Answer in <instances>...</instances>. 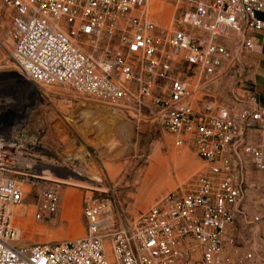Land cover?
<instances>
[{"label":"built area","instance_id":"1","mask_svg":"<svg viewBox=\"0 0 264 264\" xmlns=\"http://www.w3.org/2000/svg\"><path fill=\"white\" fill-rule=\"evenodd\" d=\"M175 7L167 26L148 0H0V47L16 81L144 117L205 164L185 192L159 198L128 226L109 228V203L89 199L84 236L19 245L24 183L44 182L37 221L57 215L59 183L39 179V142L16 108L28 92L0 94V264H264V242L241 237L264 225V106L243 88L264 0ZM8 89L0 91H21Z\"/></svg>","mask_w":264,"mask_h":264},{"label":"rangeland","instance_id":"2","mask_svg":"<svg viewBox=\"0 0 264 264\" xmlns=\"http://www.w3.org/2000/svg\"><path fill=\"white\" fill-rule=\"evenodd\" d=\"M156 1L160 2L162 9L153 13L156 16L148 13L169 26L177 16V0H148L149 7ZM5 29L6 25L0 29L1 42L6 40ZM9 72H14L12 61L0 47V74ZM21 92L0 91V94L11 97L14 93L21 96ZM28 94H34V97L24 99L25 103H18L16 108L21 114L26 111L25 129L39 142L34 151L43 167L71 170L75 164L93 172L100 182L84 184L80 178L69 176L73 184L59 183L60 207L50 221L33 218L37 192L44 182L34 185L31 184L33 179L25 182L23 189L28 196L21 209L14 213V219L20 220L27 228V232L19 231V245H50L84 236L86 221L83 208L89 199H103L109 203L105 214L109 228L128 226L159 198L185 192L205 167L191 149L175 147L168 134L144 117L120 114L98 106L102 109V116L96 122L92 117L88 119L90 123L84 125L85 118L79 111L93 103L70 90L60 86L31 85ZM91 121L101 125L102 132ZM73 155L80 159L74 160ZM106 166H109V171ZM150 166L159 171L160 185L152 186L148 193H140L141 181ZM52 178L59 179L54 175ZM253 231V236L242 234L241 237L245 242L255 240L263 245L264 225L260 224L257 232L255 228Z\"/></svg>","mask_w":264,"mask_h":264},{"label":"bare ground","instance_id":"3","mask_svg":"<svg viewBox=\"0 0 264 264\" xmlns=\"http://www.w3.org/2000/svg\"><path fill=\"white\" fill-rule=\"evenodd\" d=\"M161 9H162V6H161L160 2H158V1L154 2L152 5H150V7L148 5V12L151 15H155L153 13L154 12L158 13V11H160ZM11 87H13V88L17 87V88H19L22 91L27 93L28 89H30L31 85L27 82L16 81L15 75L12 72L0 74V88L2 90H5V89L9 90L8 88L11 89ZM29 97L33 98L34 94L29 95ZM22 103H24V102H22ZM23 106H25V105H23ZM83 107L84 108L82 110H80L79 112H80V115L82 116V118H85L84 123H83L84 125H87L90 123L88 121V119L93 117L95 119V122H96L102 116V109L100 107H98L97 105L89 104L88 106H83ZM22 118L24 120H26V111L22 115ZM92 121H94V120H92ZM93 123L94 122H92V125L97 126L98 127L97 130H100L102 132V130H103L102 126L99 125L98 123H95V124H93ZM73 158H74V160L80 159V157L78 155H73ZM72 168L73 169L69 170L67 168L45 166V167L41 168L42 172L39 173V176H40L39 179L54 181V182L63 183V184H65V183L66 184H73L72 182H74V181L71 182L69 177L67 178L66 181H64L62 179L59 180V179L52 178L53 175L51 176L50 171H48L50 169L52 171H56V172L61 173V174H68L69 176L74 175L75 178H77V179L80 178V180H82V182H84V184H96V183L100 182L99 177L97 175H95L93 172H89L87 170L85 171L84 169L77 167V165H75V164L72 166ZM106 169H107V171H109V169H110L109 166H106ZM112 178H114V177H112ZM141 185L142 186H141L140 193H145V192L148 193L149 192L148 189H150L152 186L160 185L159 171L156 168L150 166L145 171V174H144L143 179L141 181ZM17 208L21 209V207H17ZM17 208L14 209V213L16 212ZM13 222L18 227L19 231L22 230V231L27 232L26 226L20 220L14 219Z\"/></svg>","mask_w":264,"mask_h":264},{"label":"crops","instance_id":"4","mask_svg":"<svg viewBox=\"0 0 264 264\" xmlns=\"http://www.w3.org/2000/svg\"><path fill=\"white\" fill-rule=\"evenodd\" d=\"M259 16L264 19L263 15ZM248 63L250 65L247 74L249 81L243 88L247 92L255 93L259 103L264 106V30L256 35L255 50L249 55Z\"/></svg>","mask_w":264,"mask_h":264},{"label":"water","instance_id":"5","mask_svg":"<svg viewBox=\"0 0 264 264\" xmlns=\"http://www.w3.org/2000/svg\"><path fill=\"white\" fill-rule=\"evenodd\" d=\"M51 172H52V174L56 177V178H59V179H67L68 177H69V175L68 174H61V173H58V172H56V171H52V170H50ZM71 177H74V175H70ZM75 178V177H74Z\"/></svg>","mask_w":264,"mask_h":264}]
</instances>
